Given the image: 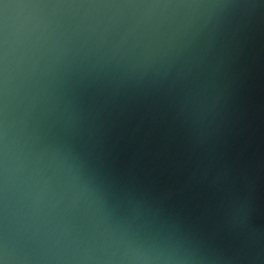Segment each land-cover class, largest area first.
Listing matches in <instances>:
<instances>
[{"label": "water", "instance_id": "1", "mask_svg": "<svg viewBox=\"0 0 264 264\" xmlns=\"http://www.w3.org/2000/svg\"><path fill=\"white\" fill-rule=\"evenodd\" d=\"M0 264H264V0H0Z\"/></svg>", "mask_w": 264, "mask_h": 264}]
</instances>
